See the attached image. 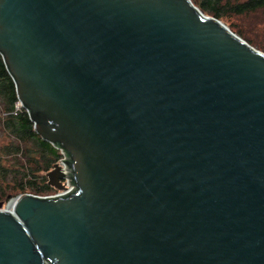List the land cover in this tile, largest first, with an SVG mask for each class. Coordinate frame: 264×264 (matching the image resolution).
<instances>
[{"label": "water", "instance_id": "water-1", "mask_svg": "<svg viewBox=\"0 0 264 264\" xmlns=\"http://www.w3.org/2000/svg\"><path fill=\"white\" fill-rule=\"evenodd\" d=\"M0 55L74 185L0 203V264H264V52L191 0H0Z\"/></svg>", "mask_w": 264, "mask_h": 264}, {"label": "trees", "instance_id": "trees-1", "mask_svg": "<svg viewBox=\"0 0 264 264\" xmlns=\"http://www.w3.org/2000/svg\"><path fill=\"white\" fill-rule=\"evenodd\" d=\"M206 15L219 20L261 10L264 0H191ZM246 42L252 40L228 23ZM257 47V46H256ZM258 48V47H257ZM264 52V47H259ZM16 106H19L18 108ZM0 198L2 204L16 193L44 195L53 190L46 172L60 158L59 151L34 130L28 111L20 106L15 85L0 55ZM11 190V191H10Z\"/></svg>", "mask_w": 264, "mask_h": 264}, {"label": "rangeland", "instance_id": "rangeland-1", "mask_svg": "<svg viewBox=\"0 0 264 264\" xmlns=\"http://www.w3.org/2000/svg\"><path fill=\"white\" fill-rule=\"evenodd\" d=\"M221 21L224 22V24L226 26H228V23L232 22V24H234V27L237 30H239L241 33H243L247 37H249L252 40V42H254L256 44V46L258 47L257 48L256 46H253L254 48L259 50V47H264V15H263L261 10H257L255 12L248 13V14L235 15V16H232L231 18H229L228 20H221ZM238 36H240V35H238ZM0 137H2L1 134H0ZM2 141L3 140L0 138V143ZM54 192H56V191L53 188L52 191L47 192L44 195L52 194ZM21 194L22 193H20V194L16 193L15 195H10L12 197H10L3 204H2V201L0 198V203L2 204L1 208H5L10 199L15 198Z\"/></svg>", "mask_w": 264, "mask_h": 264}, {"label": "built area", "instance_id": "built-area-1", "mask_svg": "<svg viewBox=\"0 0 264 264\" xmlns=\"http://www.w3.org/2000/svg\"><path fill=\"white\" fill-rule=\"evenodd\" d=\"M17 108L19 106H16ZM60 153V158H58V163L60 166H61V171L64 172V173H68V170L65 168V164H64V159H65V156L64 154L59 150L57 149ZM61 183L63 185V188L62 189H55L56 192L52 193V194H46V195H38L40 197H55V196H59V195H64L68 192H70L73 188H74V185L70 182V179L68 177H64L62 178L61 180Z\"/></svg>", "mask_w": 264, "mask_h": 264}, {"label": "bare ground", "instance_id": "bare-ground-1", "mask_svg": "<svg viewBox=\"0 0 264 264\" xmlns=\"http://www.w3.org/2000/svg\"><path fill=\"white\" fill-rule=\"evenodd\" d=\"M14 202H15V199L9 201L5 208H6L7 210H11V209L13 208Z\"/></svg>", "mask_w": 264, "mask_h": 264}]
</instances>
